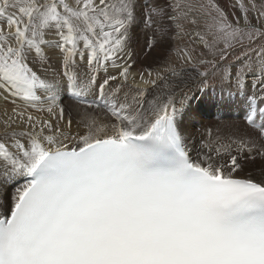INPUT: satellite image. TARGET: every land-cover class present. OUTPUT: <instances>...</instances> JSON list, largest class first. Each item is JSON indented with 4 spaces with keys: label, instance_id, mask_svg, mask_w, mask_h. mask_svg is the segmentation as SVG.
Instances as JSON below:
<instances>
[{
    "label": "snow or ice",
    "instance_id": "1",
    "mask_svg": "<svg viewBox=\"0 0 264 264\" xmlns=\"http://www.w3.org/2000/svg\"><path fill=\"white\" fill-rule=\"evenodd\" d=\"M186 24L212 56L203 70L196 47L178 46L195 76L168 61L129 83L135 30L150 52ZM45 47L62 79L40 74ZM217 74L213 102L249 130L196 129L197 142L186 120ZM178 78L194 86L177 101ZM0 91L26 105L0 130V189L15 184L0 264H264V2L0 0Z\"/></svg>",
    "mask_w": 264,
    "mask_h": 264
},
{
    "label": "bare ground",
    "instance_id": "2",
    "mask_svg": "<svg viewBox=\"0 0 264 264\" xmlns=\"http://www.w3.org/2000/svg\"><path fill=\"white\" fill-rule=\"evenodd\" d=\"M194 33H195V30L193 32H190L189 33L190 35H181L178 40L173 41L171 45L166 49L153 48L149 52L144 42L143 34L141 32H134L133 34L134 40L131 44V48H132V51L134 52L133 59L135 61V66L130 70L129 83L142 84V81L140 79V73L143 71L144 78L148 79L149 77H148L147 70L149 69L152 70L153 72V76L151 78L155 79V72L157 70H162L165 66V63L168 61L176 65L175 62L179 61L177 59L176 53L173 51V49H176V45H175L176 42H180L184 36L195 39L193 35ZM198 44H199V41H198ZM47 50H51L52 53L56 52L54 51V49L52 50V48H48ZM51 63H55V60L52 59ZM79 64L80 63L78 62V65ZM176 67L177 69H180L181 67H183L187 70L185 73H181V77L185 75H191V76L196 75V71L193 70L190 64H183L182 66H176ZM77 71L82 73L83 68L78 67ZM231 71L234 73L235 67H233ZM115 72L117 73V70H115ZM168 75L170 76V73ZM133 76H135V80L132 79ZM251 79H252L251 76L246 77V81L248 82L249 92L252 91L250 87ZM176 83L178 84V87H176L177 101L179 100L180 94L182 92L188 91L189 87L194 86V82H189L188 87H185L184 84L180 83L179 78L176 80ZM256 91L258 95L259 90L257 89ZM0 94H3V92ZM219 94H220V83L217 84L216 86H208V90L206 93L195 92L197 99L192 101V105H193L192 110L195 112L197 119L196 120L187 119L186 127L192 130L193 134L196 135L197 142L199 140V136L196 133V129L203 130V129L210 127L213 129V131H216L217 127L223 125L226 128H220L219 130L221 132H228V131L236 130V129H238L239 131L241 130V132H244V129H246L247 131L249 130L248 127L242 125V118H241L242 113L241 112L234 110L231 106H227V105L218 106L216 103L213 102V96L214 95L218 96ZM148 98L151 99L152 95L150 94ZM17 101L18 100H16V102ZM15 103H13V101H8L7 103H4V99L2 100L0 97V105H2L3 107V110L1 109L0 111V130H2L4 121L7 120L9 117L13 116L12 109L16 107ZM68 103L70 102L68 101ZM71 106H72L71 108L74 107L73 105ZM17 109L19 108L17 107ZM42 115L47 116V114H44V113ZM65 116H68V114H66ZM72 117L75 121L78 119V117L75 115V111L72 112ZM16 124H18V126L16 127L20 126L19 121H17ZM193 125L195 127H193ZM73 131H75V126H73ZM14 187H15V184L9 185L5 189H0V202L10 198Z\"/></svg>",
    "mask_w": 264,
    "mask_h": 264
},
{
    "label": "rangeland",
    "instance_id": "3",
    "mask_svg": "<svg viewBox=\"0 0 264 264\" xmlns=\"http://www.w3.org/2000/svg\"><path fill=\"white\" fill-rule=\"evenodd\" d=\"M220 2H221V4H224V3H226V2H234V0H220ZM244 2L245 3H247V0H244ZM256 2H257V4L259 5V3H261V2H264V0H256ZM237 11V14H239V10L237 9L236 10ZM253 15H255V14H253ZM185 30L188 32V33H190V32H193L194 30H195V32L196 31H198L199 29H197L195 26H192V25H190V24H186L185 25ZM135 32H140V30L139 29H136L135 30ZM190 35V34H189ZM176 48L178 47V46H188V47H196V49H197V69L198 70H200V71H202L203 70V66H200L199 65V63H198V59H212V56H211V54H208L207 53V51L205 50V49H203V46L199 43L198 44V40H195V39H193V38H189V37H186V36H184L182 39H181V41L180 42H176ZM221 47L223 46V45H220ZM49 47H45L44 48V56H45V58H46V66H50V67H48V71L47 72H41L40 74L42 75V76H46L48 79H53L54 78V74H55V78H61L62 79V76L60 75L61 73H62V71H63V69L61 68V66H60V63H59V53H58V50H56V49H54V51H56L55 53H52V51L51 50H47ZM52 50H53V48H52ZM239 51L240 50H238V51H235V52H233L228 58H227V60L224 62V64L226 65V64H228L230 61H232L233 60V57L234 56H238L239 55ZM49 52V53H48ZM200 52H205V55L204 56H199V53ZM52 59H54L55 60V63H51V60ZM217 59H218V57H217ZM79 60V57H77V61ZM57 61V62H56ZM79 63H80V61H78ZM118 63H119V61H118ZM176 63V65L175 66H182L183 64L180 62V61H176L175 62ZM55 67V68H54ZM222 68H223V65H222ZM115 70H117V69H114L111 65H109V68H108V72H109V74H112V75H116L117 73L115 72ZM100 75H102L101 77H103V71H101L100 72ZM209 86H216L217 84H219V83H221L220 82V74H217V75H215V76H211V77H209ZM0 93H2V91H0ZM7 94L6 93H3V94H0V97H1V99L3 100L4 99V103H7L8 101H13V100H15V97L13 98L12 96H7V99H5V96H6ZM12 99V100H11ZM64 99V100H63ZM16 100H18L17 102H16ZM16 100H15V106L16 107H14V108H19V109H21V108H25L26 107V105L19 99V98H16ZM20 101V102H19ZM64 101V102H63ZM68 101L70 102V103H68ZM62 103L65 105V115L66 114H68L69 113V109L72 107L71 105H73V104H71L72 103V101L65 95V96H63V98H62ZM1 107H2V105H0ZM0 107V111H1V109L3 110V107L1 108ZM12 108H13V106H12ZM18 109V110H19ZM44 114H47V113H44ZM99 115L100 116H103L104 115V113H103V110H101L100 112H99ZM13 117V119H15V117L14 116H12ZM45 118H47V116H44ZM65 118L67 119L68 118V116H65ZM73 118V117H72ZM73 121H74V124H73V126H75V120L73 119ZM242 125L243 126H246V127H248L245 123H244V121L242 120ZM16 126H18V124H14V127H16ZM220 128H226L225 126H219V127H217L216 129H220ZM241 131V130H240ZM244 131H247L246 129H244Z\"/></svg>",
    "mask_w": 264,
    "mask_h": 264
}]
</instances>
